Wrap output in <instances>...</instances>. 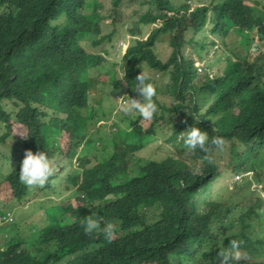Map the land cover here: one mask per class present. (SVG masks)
I'll return each mask as SVG.
<instances>
[{
	"label": "trees",
	"instance_id": "1",
	"mask_svg": "<svg viewBox=\"0 0 264 264\" xmlns=\"http://www.w3.org/2000/svg\"><path fill=\"white\" fill-rule=\"evenodd\" d=\"M86 1L0 0V148L11 144L8 154L0 151V264H61L65 257V264H219L218 250L233 239L241 242L240 257L229 264H264V215L256 211L264 206V180L254 167L264 152V53L251 62L238 60L230 73L215 71L213 77L211 66L193 71L191 59L181 53L185 32L199 34L210 13L211 34L257 38L264 45L259 3L201 0L192 9L191 0L177 5L176 0H111L95 21L83 14ZM98 2L104 8L103 0L91 1L96 11ZM125 3L146 12L134 11L128 15L134 22L123 23L118 9ZM102 22L110 34L102 35ZM146 24L153 27L142 36L140 27ZM124 26L134 40L122 52L123 77L113 81L115 90L125 99L136 98L131 87L141 68L156 79L159 74L168 78L169 104L157 101L161 91L156 90L151 120L113 113L117 105L104 106L103 93L94 87L107 82L91 76L101 66L96 49ZM165 33L171 54L161 62L152 49ZM147 82L156 85L149 77ZM112 114V125L102 131L100 120ZM194 122L210 138L222 137V147L188 152L177 136ZM52 139L55 150L48 148ZM156 142L164 143L170 155L161 157L151 146ZM26 149L66 159L33 196L53 192L54 179L59 180L73 195L65 207L58 206L74 221L64 224L51 214L45 228L36 224L38 232L21 240L27 234L20 233L9 208L29 198L30 187L18 179ZM224 155H229L231 182L239 178L231 184L235 200L228 196L229 202L209 189ZM7 160L15 164L7 166ZM250 171L256 182L240 184ZM50 202L47 209L36 207L51 213L57 203ZM90 214L116 225L110 243L99 232L84 234L80 222ZM29 245L42 258L25 249Z\"/></svg>",
	"mask_w": 264,
	"mask_h": 264
},
{
	"label": "rangeland",
	"instance_id": "2",
	"mask_svg": "<svg viewBox=\"0 0 264 264\" xmlns=\"http://www.w3.org/2000/svg\"><path fill=\"white\" fill-rule=\"evenodd\" d=\"M91 1L94 0H88L86 4V9L83 11V14L90 20L98 21L99 12L102 15H104L108 9L111 0H103L104 8L98 2L99 11H96L95 7L93 9L95 3L91 4ZM255 1L259 3V8L258 7L257 8L259 12L262 14V16H264V8H262L264 7V0H255ZM173 3L177 5L179 1L176 0L173 1ZM198 3H203V2L201 0H191L190 6L192 7V9H194L198 5ZM118 11L120 12L121 15H124L123 23L134 22V20L128 18V15L134 11H138L140 14H144L146 12L144 7L141 8L139 7V5L131 4V3H125L118 9ZM210 19H212V13L208 14L207 23L199 34H196L193 30H187L184 34L185 45L181 50L182 58L187 61L191 59L193 71H195L198 66L201 68V70L207 69L209 66H211V75L215 71H217L219 74H222V72L230 73L231 65L237 62L238 60L247 59L249 62H251L256 57H259L261 53H264V45H262V42L257 38H254L253 41H251V39L245 40L240 35L239 36L241 38H239L237 35L231 34L221 39L211 34L212 25ZM136 24L138 25V23ZM151 27H153V25H147V24L142 25L140 27L142 31V36H147L148 30ZM102 31H103L102 35L105 36L110 34L111 28L109 25H106L105 22H102ZM119 31L120 32H118V30H115L113 32L112 39L105 40L102 43V46L96 49L97 53H100L104 56H102V66L94 70L91 75V76H102V78L107 79V82L94 84V87L97 89V91L103 93L104 106L108 107L109 105H112V107H114L117 105V107H114L113 113H117L118 111H121L119 105L125 99V94L120 92L119 90H115L112 83L116 78L118 79L119 77H123L121 73L122 65L120 63V58L124 49L131 47L134 40L127 33V26L121 27ZM191 39L192 42L188 43V41ZM195 41L201 42V45L197 46ZM243 41L246 42L248 51L246 50V45ZM168 42H169L168 33L160 35L155 40V45L152 51L154 55H156V57L160 59L161 62H165L171 54V50L168 46ZM116 48L117 51H115ZM201 70L199 69V73H201ZM146 73L150 79L155 80V83L158 86L157 87L155 85L157 88L156 90L161 91V92H157V101L160 102L162 105L167 106L169 104V99H168L169 96L165 93L164 87L168 83V78L166 76L164 77L162 74H159L161 78L156 79L155 78L156 76L154 77L153 73L147 71ZM112 117L113 114L109 117L108 121H105L104 119L100 120L99 126L101 127L102 131H107L108 128L112 125V121H111ZM3 129L4 127L2 126V130ZM121 130H123V132L126 131L131 132L129 128H121ZM64 139H65L64 137L59 139L58 145ZM150 143H152V141ZM10 145L11 144L8 143L7 146L0 148L2 154L9 153L8 148H10ZM151 146L152 147L155 146V148H158L159 153L163 158L170 155L171 151L169 150L168 147L164 145V143L158 144L156 142L154 144H151ZM48 148L50 150H55L56 143L53 139L49 141ZM214 155H216V153ZM225 157L226 156L224 155L222 159L217 160V165H218L217 178L210 181L209 189L211 192L218 194V196L220 197L221 194H223L224 200L226 202H229L231 198H229L228 196L232 197V200H235L234 190H232L231 184L239 181V178L237 179L236 177L235 179H232L231 182L230 172L226 166L230 161L229 155L226 158ZM7 161H11V162H6L7 166H12V164H15V161L13 160H7ZM53 161L56 166V171L53 174V176H55L56 174H58L60 169L64 167L66 163V159L60 154L55 152L53 155ZM1 163H3V161H0V165ZM254 167H256L255 170L257 172L262 173L261 174L262 180H264V152H262L261 155L258 157V159L254 162ZM68 170L69 169H66L67 172ZM252 174H253L252 171H250V173L247 172L240 184H248L249 182H251L252 184L256 182L254 181ZM54 182L55 184L52 188V190L54 189L53 192L50 193V191H45L46 192L45 194L33 196L34 188L36 187H30L28 201H22L19 204L13 205L12 207L9 208L10 212L13 213V216L17 221L16 224L19 226L20 233L27 234L20 236L21 240H26L27 238L31 237L33 233L38 232L36 224L39 226L40 229L45 228V226L48 224V220H49L48 218L51 214H52V218L64 224L74 221V219L66 218L64 215L67 216L69 215L64 213L63 209H61L58 206L59 204L60 206L65 207L69 203L73 195V190L66 189L65 185L61 184L59 180L57 181L56 179H54ZM244 192H247V189H244ZM50 200H53L55 203H57L55 209L51 213L50 210L45 211L36 207L37 205L42 204L43 209H47V207H49V205L52 203V202L49 203ZM261 231L262 229H256V233ZM32 253H34V255L37 258H42V254L39 251ZM66 258L67 257L62 259L61 264H65Z\"/></svg>",
	"mask_w": 264,
	"mask_h": 264
},
{
	"label": "clouds",
	"instance_id": "3",
	"mask_svg": "<svg viewBox=\"0 0 264 264\" xmlns=\"http://www.w3.org/2000/svg\"><path fill=\"white\" fill-rule=\"evenodd\" d=\"M88 2V0L86 1ZM117 51V48L116 50ZM102 54L96 58L102 66ZM99 68V67H98ZM135 77V85L131 87L137 93L136 98L128 97L124 99L119 108L124 114L137 113L144 120H151L154 113L157 111V104L153 97L156 95V88L148 81V76L143 68ZM177 139L182 141L183 147L188 152L197 150L208 153L213 147H222L224 141L222 137H209V134L196 126L194 122L191 126L186 127L178 133ZM208 158L207 156L205 157ZM56 171V166L53 158L45 150H37L33 152L26 149L22 160L20 161L18 179L28 187H42L49 182L50 177L54 178L53 174ZM2 172L0 171V175ZM259 214L264 215V206L256 210ZM81 228L85 235L101 233L107 242H111L116 234V225L113 222H103L102 217L97 215H86L81 219ZM23 246L26 242H20ZM240 241L235 239L229 240L223 250H218L219 264H229L230 259H239ZM29 252H34L32 245L26 247Z\"/></svg>",
	"mask_w": 264,
	"mask_h": 264
}]
</instances>
